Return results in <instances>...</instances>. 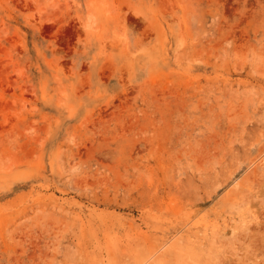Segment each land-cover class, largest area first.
<instances>
[{
  "label": "rangeland",
  "instance_id": "obj_1",
  "mask_svg": "<svg viewBox=\"0 0 264 264\" xmlns=\"http://www.w3.org/2000/svg\"><path fill=\"white\" fill-rule=\"evenodd\" d=\"M0 264H264V0H0Z\"/></svg>",
  "mask_w": 264,
  "mask_h": 264
}]
</instances>
